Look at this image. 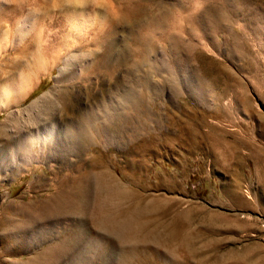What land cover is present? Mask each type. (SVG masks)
<instances>
[{"label": "rangeland", "instance_id": "1", "mask_svg": "<svg viewBox=\"0 0 264 264\" xmlns=\"http://www.w3.org/2000/svg\"><path fill=\"white\" fill-rule=\"evenodd\" d=\"M213 1L0 0V264H264V0Z\"/></svg>", "mask_w": 264, "mask_h": 264}, {"label": "bare ground", "instance_id": "2", "mask_svg": "<svg viewBox=\"0 0 264 264\" xmlns=\"http://www.w3.org/2000/svg\"><path fill=\"white\" fill-rule=\"evenodd\" d=\"M211 1V0H210ZM217 2V0H214L213 2ZM235 1V0H234ZM238 1V0H237ZM243 1V0H242ZM207 2V1H206ZM214 3V4H218L219 2H217V3ZM230 2H231V0H230ZM95 4V3H94ZM208 4H210L209 2H208ZM235 4V3H234ZM158 5V4H157ZM163 5V4H162ZM230 5H232L231 3H230ZM209 6V5H208ZM211 7H213L212 5H210ZM218 6V5H217ZM227 6H229V0H222V3H221V6L219 7V8H216V6H215V8H213L214 10H212L213 12L211 13V12H208L209 13V16H210V18L213 20V22H211V23H214V22H216V23H214V24H216V25H222V27H229L230 28V22H231V19H233L234 20V18H232V11H230L229 10V8L227 7ZM236 6V5H235ZM162 7V6H161ZM196 7V6H195ZM165 8V7H164ZM234 8V7H233ZM249 7H247V9H248ZM171 9V8H170ZM198 9H200L199 7H198ZM205 9V8H204ZM212 9V8H211ZM196 9H194V11H195ZM202 11V10H201ZM239 11V10H238ZM195 12H197V11H195ZM199 12V11H198ZM198 12H197V14H198ZM253 12V11H252ZM119 13V12H118ZM169 13V12H168ZM90 14V13H89ZM128 14V13H127ZM166 14V13H165ZM191 14V13H190ZM196 14V15H197ZM84 15V14H83ZM88 15V14H87ZM87 15H85V17L87 16ZM135 15V14H134ZM164 15V14H163ZM200 14H198L197 15V18H196V16H195V18L196 19H198V17L200 18V16H199ZM207 15V14H206ZM205 15V16H206ZM145 16V15H144ZM167 16V15H166ZM187 16V15H186ZM192 16V15H191ZM148 17H151L150 18V22L149 23H147V24H145L144 26H146V28H148L147 29V31L146 32H144V33H140V34H138V33H136V32H133V33H135L136 35L134 36V41H135V43L136 44H138V57L139 58H136V59H133V61H132V65H134V66H138V67H140L141 65L143 66L144 65V63H146V62H149V61H151V64L152 65H155L154 63H152V60H150V59H152L151 58V52H152V50H153V48L155 47L154 46V42H153V38L155 37V33H157L158 32V29L160 28L161 29V27L163 26V19H162V16H160V14H151V15H149ZM189 17V16H188ZM187 17V18H188ZM128 17H126L125 19H127ZM192 18V17H191ZM194 18V17H193ZM195 18H194V20H195ZM98 20V19H97ZM137 20V19H136ZM139 20V19H138ZM191 21H192V19H190ZM189 20V21H190ZM206 20L208 21L209 19L208 18H206ZM211 20V21H212ZM232 20V21H233ZM86 21V20H85ZM200 21V20H199ZM199 21H196V22H199ZM205 21V20H204ZM133 22H134V20H133ZM138 22H140V21H138ZM137 22V23H138ZM201 22V21H200ZM209 22H210V20H209ZM209 22H208V24H209ZM225 22V23H224ZM228 22H229V24H228ZM175 23V22H174ZM210 23V24H211ZM239 23V22H238ZM176 24V26L175 27H178L179 29L181 28V25H179L178 23H175ZM182 24V23H181ZM199 24V23H198ZM204 24V23H203ZM206 24V23H205ZM207 24V25H208ZM213 24V25H214ZM111 25V24H110ZM113 25V24H112ZM140 25V24H139ZM212 24H211V26H213ZM216 25H214L213 26V28L216 26ZM107 26V25H106ZM182 26H184V25H182ZM201 26H203L202 24H201ZM205 26V25H204ZM210 26V27H211ZM256 26V25H255ZM254 26V27H255ZM100 27V26H99ZM164 27V26H163ZM174 27V28H175ZM209 27V26H208ZM221 27V26H220ZM193 28V27H192ZM191 28V29H192ZM212 28V29H213ZM252 28V27H251ZM257 28H259V25H258V27ZM182 29V28H181ZM190 29V30H191ZM206 29V28H205ZM211 29V30H212ZM224 29V28H223ZM231 29V28H230ZM255 29H256V27H255ZM260 29H262V27L260 28ZM259 29V30H260ZM103 30H105V29H103ZM103 30L101 31V34H102V32H103ZM171 30V29H170ZM202 30V29H201ZM220 30V29H219ZM222 30V29H221ZM226 30V29H225ZM250 30V29H249ZM258 30V29H257ZM99 31V30H98ZM193 32H194V30H192ZM196 31V33H197V30H195ZM214 31V30H213ZM223 31V30H222ZM244 31V30H243ZM252 31V30H251ZM263 31V30H262ZM161 32V34H162V37L163 36H167L168 38H172V50H173V54H176V56H172V58L170 59V60H168V62L166 63L165 62V64H163V65H167L168 67H170L171 69H174V68H176V70L174 69L173 70V72H175L174 73V75H179V77H180V75H181V77H185L186 79H187V82H184V83H188V84H190L189 82H192V80H193V78H192V75L190 74V70H188L189 69V67H185V72H181V71H183L182 70V68L184 69V67H182L183 66V60H181V57H182V55H183V49L186 47V41L184 40V38H182V36L180 35V34H177V33H173V32H170V31H168V30H166V29H163V31L161 30L160 31ZM212 32V31H211ZM260 32V31H259ZM105 34V36H107V45H108V47H104L105 48V50H104V52H103V54L100 56V61L102 60V63H103V65H101V66H97L96 68H98V71H100V70H104L103 69V67H106V66H108L109 65V60H110V56H111V54H112V51L114 50L113 49V43H114V41H113V36H112V34H110V33H108V32H104ZM213 34V33H212ZM263 34H264V31H263ZM98 35V34H97ZM103 35V34H102ZM152 35H154V37H152ZM207 35V34H206ZM209 35V34H208ZM244 35V34H243ZM193 36V35H192ZM202 37V36H201ZM262 37H264L263 35H262ZM199 38V37H198ZM235 38L236 37H234V40L233 41H235ZM252 38V37H251ZM256 38H259L257 35H256ZM99 39V38H98ZM153 39V40H152ZM115 40V39H114ZM253 40V39H252ZM251 40V41H252ZM259 40V39H258ZM93 42V41H92ZM103 42H104V40H103ZM102 42V43H103ZM188 42V41H187ZM95 43V42H94ZM97 43H99L98 41H97ZM189 43H190V41H189ZM219 43V42H218ZM261 43V42H260ZM259 43V44H260ZM100 45V44H99ZM188 45V44H187ZM195 45V44H194ZM216 45V44H215ZM220 45V44H219ZM218 45V46H219ZM105 46V45H104ZM236 46L237 47H239V45H238V42L236 43ZM260 46V45H259ZM97 47H99V46H97ZM188 47H190V44H189V46ZM241 47H242V45H241ZM103 48V47H102ZM260 48V47H259ZM156 50V49H155ZM193 50V49H192ZM194 51V50H193ZM191 55V54H190ZM160 62V61H159ZM143 63V64H142ZM157 63V62H156ZM171 63H174V65L175 64H177V67H173V66H170L171 65ZM161 64V65H162ZM141 66V67H142ZM184 66H185V64H184ZM162 67V66H161ZM187 68V69H186ZM167 69H169V68H167ZM208 71V70H207ZM172 72V73H173ZM172 76V75H171ZM184 78V79H185ZM25 79L26 78H23V81H22V83L23 84H25ZM179 79V78H178ZM181 79V78H180ZM179 79V80H180ZM182 80V82L183 81H186V80ZM170 80V79H169ZM176 80V79H175ZM202 80V79H201ZM146 81H147V79H146ZM148 82V81H147ZM147 82H145L147 85L149 84V83H147ZM178 82V81H177ZM145 84V85H146ZM19 86L22 88H24V85H22L21 83L19 84ZM187 86V85H186ZM226 87H225V90L227 91L229 88H230V86H228V85H225ZM9 87H10V89H12L13 91H15L16 89H15V85L14 84H11V85H9ZM25 87H26V85H25ZM149 87H151V86H149ZM208 87V86H207ZM149 89L148 88V86H146L145 87V89ZM66 89V88H65ZM157 89V88H156ZM211 89V88H210ZM6 90V89H5ZM11 90V91H12ZM7 91H9V89L7 90ZM148 91V90H147ZM24 92V91H23ZM22 93V92H21ZM202 94V93H201ZM64 95V94H63ZM126 95V94H125ZM124 96V95H123ZM57 98V97H56ZM138 99V98H137ZM143 99V98H142ZM50 102V101H49ZM142 102V101H141ZM141 102H139V104L141 103ZM136 103V102H135ZM149 104V103H148ZM109 106H107V109H106V115L108 116V117H110L109 115H108V113L110 112L109 110H112V105H110V104H108ZM136 106H137V104H136ZM114 107V106H113ZM145 107V106H144ZM147 108V107H146ZM94 110V109H93ZM93 110H91V111H93ZM90 111V112H91ZM109 111V112H108ZM147 112V111H146ZM96 113V112H95ZM62 114V113H61ZM89 114V113H88ZM52 116V115H51ZM84 117V116H83ZM96 118V117H95ZM97 119H98V117H97ZM96 119V120H97ZM93 124H95V123H93V120L90 118V116L88 117V116H86V118L84 119V122H81V123H79V124H74V123H69L68 125H67V128L64 130V132L63 133H66V134H69V133H71V132H74V130H76L77 128H87V127H93ZM97 127V126H96ZM99 128V127H98ZM54 129H55V126H54V124H52L50 127H46V130L44 131V132H47L46 134H47V136L45 137V139H44V141H48V140H51L52 139V136H54L53 135V131H54ZM90 129V128H89ZM93 129V128H92ZM95 129V128H94ZM61 130V129H60ZM77 130H79V129H77ZM76 130V131H77ZM75 131V132H76ZM86 131V130H85ZM84 131V132H85ZM88 131V130H87ZM74 132V133H75ZM93 132V131H92ZM98 132V131H97ZM65 134V137L66 136H68V135H66ZM76 134H77V132H76ZM75 134V135H76ZM79 134V133H78ZM94 134V133H93ZM95 135V134H94ZM73 136V135H72ZM71 136V137H72ZM70 137V136H69ZM68 137V138H69ZM74 137H76V136H74ZM51 138V139H50ZM73 139V138H72ZM71 139V140H72ZM68 140V139H67ZM66 140V141H67ZM70 140V139H69ZM71 140H70V143L72 144V142H71ZM76 143V142H75ZM73 145H75L74 143H73ZM73 145H72V147H73ZM68 146V145H67ZM69 147V146H68ZM105 187H104V190H110V191H112V188L110 187V185H108V183H106L105 182ZM110 193V192H109ZM116 219V218H115ZM114 219V220H115ZM113 220V221H114ZM112 221V222H113ZM127 221H128V219L125 221V222H123V223H120L119 225H117L118 226V228H119V226H121L120 228H123L124 226L126 227V225H127ZM114 222H116V221H114ZM118 222V221H117ZM129 222V221H128ZM130 223V222H129ZM114 224V223H113ZM117 223H115V225H116Z\"/></svg>", "mask_w": 264, "mask_h": 264}, {"label": "snow or ice", "instance_id": "3", "mask_svg": "<svg viewBox=\"0 0 264 264\" xmlns=\"http://www.w3.org/2000/svg\"><path fill=\"white\" fill-rule=\"evenodd\" d=\"M88 0H65V3L72 5H80L83 6L86 4ZM54 5L57 3V0H53Z\"/></svg>", "mask_w": 264, "mask_h": 264}, {"label": "clouds", "instance_id": "4", "mask_svg": "<svg viewBox=\"0 0 264 264\" xmlns=\"http://www.w3.org/2000/svg\"><path fill=\"white\" fill-rule=\"evenodd\" d=\"M3 2L7 3V4L19 5V4L23 3L24 0H3Z\"/></svg>", "mask_w": 264, "mask_h": 264}]
</instances>
